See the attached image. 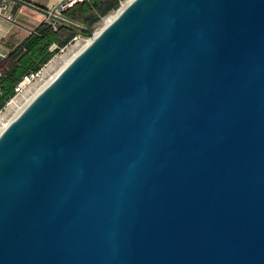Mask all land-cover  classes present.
<instances>
[{
  "label": "water",
  "instance_id": "1",
  "mask_svg": "<svg viewBox=\"0 0 264 264\" xmlns=\"http://www.w3.org/2000/svg\"><path fill=\"white\" fill-rule=\"evenodd\" d=\"M0 264H264V0L103 28L0 135Z\"/></svg>",
  "mask_w": 264,
  "mask_h": 264
},
{
  "label": "trees",
  "instance_id": "2",
  "mask_svg": "<svg viewBox=\"0 0 264 264\" xmlns=\"http://www.w3.org/2000/svg\"><path fill=\"white\" fill-rule=\"evenodd\" d=\"M119 0H87L63 12L57 30L49 23H41L0 66V110L15 95L16 84L27 74L38 71L78 34L90 36L87 23L95 22L100 15L115 9ZM79 25L82 29L76 27ZM52 45L57 48L50 50Z\"/></svg>",
  "mask_w": 264,
  "mask_h": 264
},
{
  "label": "crops",
  "instance_id": "3",
  "mask_svg": "<svg viewBox=\"0 0 264 264\" xmlns=\"http://www.w3.org/2000/svg\"><path fill=\"white\" fill-rule=\"evenodd\" d=\"M3 0H0V5ZM58 0H8L7 12L12 18L0 16V66L10 54L46 19Z\"/></svg>",
  "mask_w": 264,
  "mask_h": 264
},
{
  "label": "built area",
  "instance_id": "4",
  "mask_svg": "<svg viewBox=\"0 0 264 264\" xmlns=\"http://www.w3.org/2000/svg\"><path fill=\"white\" fill-rule=\"evenodd\" d=\"M87 0H58L56 5L54 7H52V9L48 12L46 19L44 22L49 23L50 25H52L54 30H57L59 25L61 23H63L65 20L63 19L62 15L63 12L73 8L75 5L79 4V3H83ZM126 1V0H125ZM125 1H120L119 5L121 6L123 2ZM9 2L8 0H3L1 5H0V16L1 17H5L7 19H11L12 16L11 14H9L7 12V8H8ZM77 37L73 38L74 40H76ZM89 39V38H88ZM57 48L56 45H52L50 50L53 51ZM54 58V57H53ZM52 58V59H53ZM51 59V60H52ZM51 60L48 62L50 63ZM45 64L42 68H40L38 71L36 72H32L30 74L25 75L15 86V95L14 97L20 96V95H24L25 93H27L29 91V89L37 82V81H42L44 80V73L43 70L46 67ZM0 76H1V72H0Z\"/></svg>",
  "mask_w": 264,
  "mask_h": 264
},
{
  "label": "bare ground",
  "instance_id": "5",
  "mask_svg": "<svg viewBox=\"0 0 264 264\" xmlns=\"http://www.w3.org/2000/svg\"><path fill=\"white\" fill-rule=\"evenodd\" d=\"M132 0H126L122 3V5L118 8V10L107 17L102 26L97 30L96 33L93 34V36L87 40H84L83 42H79L76 44V47H74L72 50H70L67 54H65V57L63 56V64L59 69H57L53 74H50V77H46V80L41 83L34 93L31 95H28L25 97V101L22 105L16 104L14 101L9 104V106L14 107L13 110H11L12 115L10 118L6 119L5 116L0 119V135L3 132V130L6 128V126L14 120L21 112L24 111V109L32 102V100L40 93L42 92L56 77L57 75L64 69L65 66H67L76 55H78L82 50H84L93 40L94 37L98 36V34L102 31L103 28H105L107 25H109L122 11L125 9V7L131 2ZM57 61V60H56ZM62 63V60H61ZM54 69V68H53ZM50 73V72H49ZM26 95V94H25ZM24 96V95H23ZM10 114V113H9Z\"/></svg>",
  "mask_w": 264,
  "mask_h": 264
},
{
  "label": "rangeland",
  "instance_id": "6",
  "mask_svg": "<svg viewBox=\"0 0 264 264\" xmlns=\"http://www.w3.org/2000/svg\"><path fill=\"white\" fill-rule=\"evenodd\" d=\"M120 1H125V0H119ZM120 7L119 3H118V6L113 9V10H110L108 11L107 13L105 14H102L100 15L99 19L95 22H92V21H89L87 23V25L89 26V28L92 30V34L90 36H85V35H82V34H78L76 37V40H72L70 43H68L64 48H62L55 56L54 58L51 60L50 63H48V65H46V67L44 68L43 70V73H44V80H46V77L48 79V77H50V74H53L57 69H59L61 67V65L63 64V56L65 57V54H67L70 50H72L74 47H76V44L77 43H81L83 42L84 40H87L88 38H91L93 36L94 33L97 32V30L100 28V26H102L104 20L109 17L110 15L114 14L118 8ZM57 60V61H56ZM61 60H62V63H61ZM54 68V69H53ZM55 70V71H54ZM50 72V73H49ZM37 81L30 89L27 93L23 95H20V96H17V97H13L11 100H9L5 106L2 108V110H0V119L2 117L5 116L6 119L10 118L11 115H12V111L14 107L12 106H9V104L11 102H15L16 104H20L22 105L25 101V97H27L28 95H31L32 93H34V91L36 90V88L41 84L43 83V81ZM10 113V114H9Z\"/></svg>",
  "mask_w": 264,
  "mask_h": 264
}]
</instances>
